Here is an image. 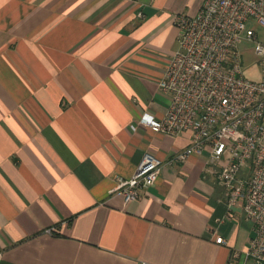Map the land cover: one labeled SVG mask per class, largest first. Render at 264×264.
Returning a JSON list of instances; mask_svg holds the SVG:
<instances>
[{
  "label": "crops",
  "instance_id": "crops-1",
  "mask_svg": "<svg viewBox=\"0 0 264 264\" xmlns=\"http://www.w3.org/2000/svg\"><path fill=\"white\" fill-rule=\"evenodd\" d=\"M204 2L0 0V264H247L253 222L209 150L134 200L114 190L146 152L191 143L140 119L169 106L175 14Z\"/></svg>",
  "mask_w": 264,
  "mask_h": 264
},
{
  "label": "built area",
  "instance_id": "built-area-1",
  "mask_svg": "<svg viewBox=\"0 0 264 264\" xmlns=\"http://www.w3.org/2000/svg\"><path fill=\"white\" fill-rule=\"evenodd\" d=\"M174 23L178 48L159 80L169 106L162 117L144 113L140 122L157 133L191 132V143L167 160L146 152L132 176L117 177L114 190L134 200L156 183L164 164L209 150L228 205L253 222L247 264H264V40L252 27L264 29V0H205L196 15L177 13ZM243 39L255 43L258 78L244 74ZM216 241L225 243L222 236Z\"/></svg>",
  "mask_w": 264,
  "mask_h": 264
},
{
  "label": "rangeland",
  "instance_id": "rangeland-1",
  "mask_svg": "<svg viewBox=\"0 0 264 264\" xmlns=\"http://www.w3.org/2000/svg\"><path fill=\"white\" fill-rule=\"evenodd\" d=\"M252 27L260 35V40H264V29L252 25ZM255 43L247 39H243L239 43V50L242 53L243 58V71L244 74L249 78H258L260 77L261 67L259 65L258 57L254 53Z\"/></svg>",
  "mask_w": 264,
  "mask_h": 264
}]
</instances>
